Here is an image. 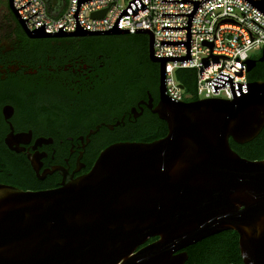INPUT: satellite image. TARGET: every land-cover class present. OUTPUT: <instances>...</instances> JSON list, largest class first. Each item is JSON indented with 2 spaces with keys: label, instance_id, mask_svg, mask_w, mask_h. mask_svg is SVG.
Wrapping results in <instances>:
<instances>
[{
  "label": "water",
  "instance_id": "obj_1",
  "mask_svg": "<svg viewBox=\"0 0 264 264\" xmlns=\"http://www.w3.org/2000/svg\"><path fill=\"white\" fill-rule=\"evenodd\" d=\"M6 1L31 37L129 35L118 29L30 32L13 0ZM136 35L148 37L149 61L159 66L154 112L167 135L149 144H114L86 175L63 174L58 189L0 184V264H185L187 255L178 252L227 231L238 234L242 264H264V160L244 159L230 146V140L250 143L263 131L264 81L233 83L220 70L212 90L229 83L233 100L174 101L165 90L171 59L154 57L150 32ZM253 66L249 60L247 74Z\"/></svg>",
  "mask_w": 264,
  "mask_h": 264
},
{
  "label": "flooded vegetation",
  "instance_id": "obj_2",
  "mask_svg": "<svg viewBox=\"0 0 264 264\" xmlns=\"http://www.w3.org/2000/svg\"><path fill=\"white\" fill-rule=\"evenodd\" d=\"M0 1L11 19L0 22V176L14 162L27 170L32 191L54 190L63 174L86 175L114 144L166 136L154 112L159 66L148 63L146 35L31 37ZM261 57L251 59L250 74L264 66ZM196 245L178 252L185 264Z\"/></svg>",
  "mask_w": 264,
  "mask_h": 264
},
{
  "label": "built area",
  "instance_id": "obj_3",
  "mask_svg": "<svg viewBox=\"0 0 264 264\" xmlns=\"http://www.w3.org/2000/svg\"><path fill=\"white\" fill-rule=\"evenodd\" d=\"M66 1L58 19L48 15L44 0H13V7L30 32H150L154 57L171 59L165 68V90L177 102L233 100L229 83L214 93L212 81L221 70L234 78L233 83H249L247 62L253 52L264 50V10L257 6L264 9V0ZM103 12V17L92 18ZM180 70L195 71V94L180 88Z\"/></svg>",
  "mask_w": 264,
  "mask_h": 264
},
{
  "label": "trees",
  "instance_id": "obj_4",
  "mask_svg": "<svg viewBox=\"0 0 264 264\" xmlns=\"http://www.w3.org/2000/svg\"><path fill=\"white\" fill-rule=\"evenodd\" d=\"M44 1L48 7V15L54 19H58L63 14L67 6L66 0ZM148 63L152 64L149 61V58ZM157 67L158 66L156 65V68ZM176 77L179 83L184 86L187 94H195L196 73L194 70H180L177 72ZM190 78L192 79V85L190 84ZM247 81H264V66L261 67L260 71L256 75L250 73L247 74ZM230 146L234 152L244 159L250 161L264 160V129L252 142L244 145H238L230 140ZM2 169L4 173L0 176L1 184L11 185L24 191H32L33 188L31 189L28 172L24 167L15 166L13 162L6 164V166ZM238 240V234L233 231L223 232L203 240L196 245L197 249L195 248L190 251L189 264H221L222 262L223 264H242ZM199 253L203 254L199 255Z\"/></svg>",
  "mask_w": 264,
  "mask_h": 264
},
{
  "label": "rangeland",
  "instance_id": "obj_5",
  "mask_svg": "<svg viewBox=\"0 0 264 264\" xmlns=\"http://www.w3.org/2000/svg\"><path fill=\"white\" fill-rule=\"evenodd\" d=\"M5 6H6V3L3 1H0V22L11 20L9 13L7 11V8ZM260 54H261V51H256V52H253L251 54V56H252V58H256V57L260 56Z\"/></svg>",
  "mask_w": 264,
  "mask_h": 264
}]
</instances>
